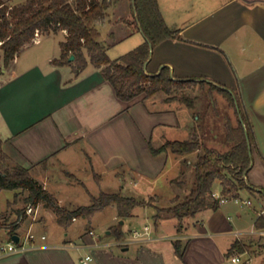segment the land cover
<instances>
[{
	"label": "crops",
	"instance_id": "obj_1",
	"mask_svg": "<svg viewBox=\"0 0 264 264\" xmlns=\"http://www.w3.org/2000/svg\"><path fill=\"white\" fill-rule=\"evenodd\" d=\"M109 2L106 18L97 27L99 41L110 58L116 59L145 42L146 36L127 22L136 16L133 0ZM158 4L166 23L179 29L181 38L156 45L146 72L154 75L168 66L176 78L204 80L208 86L241 94L259 149L253 148V164L245 175L256 192L244 189L238 199L185 218L181 232L177 218L173 232L164 228L170 217L162 218L154 222L145 239L128 237L123 226L122 240L112 229L101 236L91 227L78 240L68 238L69 231L62 235L42 232L26 249L1 256L0 264H82L86 254L92 255L91 264H227L233 256L248 253L227 257L234 241L250 243L264 233L255 225L259 215H264L260 194L264 192V0H158ZM36 38L9 66H4L0 51V143L10 166L28 168L62 205L55 193L60 189L52 183L61 178L74 182L70 176L82 183L80 176L89 166L98 178L112 174L126 181L129 176L138 185L136 176L156 178L168 166L170 156L172 160L183 156L170 149L155 155L150 145L158 148L167 140H190L198 134L196 106L201 101L204 107L205 98L195 96V106L190 107L179 97L168 99L181 91L161 90L123 101L105 79L102 67L91 63L88 55L89 63L79 73L71 64L54 62L61 56L66 30L38 32ZM201 153L202 148L191 152L190 163H196ZM76 159L80 163L74 169ZM179 161L172 167H180ZM179 172L167 179L176 185L174 200L185 184L184 179H177ZM221 191L218 181L214 192ZM9 201L1 214L11 210L14 203L9 207ZM109 206L116 210L114 218L120 219L116 204ZM135 211L129 218L140 216ZM46 221L34 222L33 227ZM177 239L182 257L175 250Z\"/></svg>",
	"mask_w": 264,
	"mask_h": 264
},
{
	"label": "trees",
	"instance_id": "obj_2",
	"mask_svg": "<svg viewBox=\"0 0 264 264\" xmlns=\"http://www.w3.org/2000/svg\"><path fill=\"white\" fill-rule=\"evenodd\" d=\"M136 16L127 20L136 30H142L146 41L133 50L116 59L110 58L105 46L99 41L100 31L97 24L106 18L109 0H27L24 3L8 4L0 0V51L4 59V66H9L16 55L31 43L37 32H56L66 30L67 39L61 42L62 53L54 62L57 65L71 64L75 73L84 69L89 61L102 67L106 80L110 81L116 89L118 97L123 101H132L141 94L150 96L158 91L167 93L180 92L170 95L168 99L179 97L188 106H195V97L184 92L194 85L204 87V80L192 78H176L170 68L164 66L159 73L150 75L146 72L145 65L152 49L169 38H181L180 30L171 28L165 21L158 4V0H133ZM74 55V60L70 56ZM218 90L234 109L237 124L226 118L225 140L229 148L221 151L217 148L206 146L197 134L190 140H167L158 148L150 145L151 152L155 155L172 150L184 154L203 149L195 163L194 187L180 201L177 196L174 204L167 208H160L148 200H139L134 196H126L120 192L101 191L98 195L91 194V203L69 208L59 204L55 196L44 185L34 178L29 169L7 163V155L0 143V189L23 190L27 194L23 198L28 204H43L55 214L57 222L68 227L74 219L79 217L91 218L96 212L106 206L116 204L120 219L130 217L136 207L153 206L156 208L154 219L162 217H176L179 220L178 232L182 231L184 219L195 216L199 211L211 208L217 209L221 203L213 197L216 181L222 185L221 195L228 199H237L244 189L251 193L256 192L254 186L248 184L245 175L248 174L253 164V148L258 149L256 135L249 113L245 107L241 94L231 92L214 84H209V90ZM213 105L216 100L212 96ZM212 103V102H211ZM212 105V104H211ZM198 115V122L203 121L208 125L207 115ZM198 129L201 125L198 124ZM179 182V180H174ZM264 196V192L260 193ZM17 199V194L14 196ZM14 201H9L10 207ZM25 207L18 210V220L7 225L12 236L19 228L18 221ZM162 213L166 215L163 216ZM255 225L264 229V215L257 218ZM113 234L118 240L125 237L122 229L113 228ZM176 253L183 256L180 240L174 242ZM261 247H264L262 245ZM253 245L241 240L233 242L227 251V257L234 253L253 252Z\"/></svg>",
	"mask_w": 264,
	"mask_h": 264
},
{
	"label": "rangeland",
	"instance_id": "obj_3",
	"mask_svg": "<svg viewBox=\"0 0 264 264\" xmlns=\"http://www.w3.org/2000/svg\"><path fill=\"white\" fill-rule=\"evenodd\" d=\"M8 4L13 3H24L27 0H5ZM188 94L195 97L200 95L205 98L206 102L203 107L202 102H199V105L196 106L197 114L206 115L210 117V125H206L203 121L198 122L201 125L198 129L199 139L208 147H215L221 151H224L229 148V143L225 140L226 118H230L233 124H237L238 119L235 116L234 109L230 107L223 98V95L216 89L212 91L209 90V86L205 85L204 87L200 85H194L188 89ZM213 96L216 100V107L214 108L211 103ZM208 100V102H207ZM203 101V100H202ZM197 128H199L197 126ZM203 152V149H202ZM179 154V153H176ZM193 154L184 153L183 156L177 155L175 159L179 158L180 167H172L173 157L170 156L168 166L165 168L163 173L156 178H144L136 176L138 185H134L132 179L128 176L126 181H121L116 178L114 175H104L101 178H98L95 172H92L91 166L87 167L88 172H82L80 178L82 183L76 182L78 179L75 176H70L72 181H67L65 178H61L58 182L52 183V187L55 189H60L59 191L55 190V193L59 199L62 201V205H65L69 208L78 207L81 205H88L91 203V194L98 195L101 191L106 192H121L123 195L135 196L139 200H148L153 202L156 206L160 208H167L174 204V192L176 185L170 183L167 179L170 175H175L179 172L177 179H184L185 184L179 189V200H185L188 193L194 187L195 183V162L190 163L189 159ZM79 160L76 159L73 168L79 165ZM178 164V163H177ZM97 171V170H96ZM185 171V172H184ZM215 185L218 186V181L215 182ZM180 187V186H179ZM17 194V199L14 195ZM27 192L21 189L19 190H0V244L6 243L11 239L9 234V229L7 225L18 220V210L25 207L26 204L23 201V198L26 196ZM11 199L14 201V205L11 206V210L1 214L4 209L5 202ZM59 204L60 201H58ZM136 213H140V216L131 219L129 217L122 219H115V209L112 206H106L104 209L96 212L91 218L79 217L77 221H73L68 227H60L56 222L55 214L52 210L47 209L43 204H41L40 212L38 215L37 221H46L44 224L37 223L32 228V231L36 236L42 232L47 235H51L57 232H60V235L69 231L70 235L68 238L78 240L79 235L89 230L91 227L94 228L95 233L101 236H107L108 231L113 228L120 229L121 226L126 227V235L131 237L133 229H138L144 231L145 225L149 227H154V214L156 213V208L153 206H144L136 207ZM165 216V213H162ZM168 218V217H162ZM161 218V219H162ZM169 221L165 223V231L173 232L174 231V222H177L176 217H170ZM33 221L32 216L26 217L23 221H18L19 230L16 231V234L25 238L27 229L31 222ZM121 221L125 222L122 224ZM115 226L112 227V225ZM252 242V243H251ZM250 243L253 245V252L245 253L241 257L239 264H264V233H259L256 238L252 239ZM227 264H235L231 260ZM238 264V263H236Z\"/></svg>",
	"mask_w": 264,
	"mask_h": 264
},
{
	"label": "built area",
	"instance_id": "obj_4",
	"mask_svg": "<svg viewBox=\"0 0 264 264\" xmlns=\"http://www.w3.org/2000/svg\"><path fill=\"white\" fill-rule=\"evenodd\" d=\"M36 40H37V38L35 37L33 39V41H36ZM0 44H1V42H0ZM212 195L215 199H219L221 204L228 201V199L224 198L221 194H219L217 192L213 191ZM245 202L248 204V203H250V200H246ZM40 207H41V204H38V205L28 204L26 206L24 213L21 214V216L19 217V221H23L28 216H32L33 221L31 222V224L29 225V227L27 229L25 238L23 239L22 236L19 235L20 236L19 241L15 242V241H13L12 236H11V239L9 241H7L6 243H1L0 244V257L3 255H6V254L12 253V252L24 250L31 243V241L35 240L36 235L32 231V228H33L34 222L38 218V215L40 212ZM131 232H132L134 238H136V239H143L144 238L145 239V238L150 236V227L148 225H145L144 231H140V230L135 228V229L131 230ZM90 233L94 234V231H90ZM43 238H45L44 235H43ZM92 259H93V257L91 254H86L84 256V258L81 260V262H82V264H91ZM232 261L235 263H238L241 261V258H240V256H233Z\"/></svg>",
	"mask_w": 264,
	"mask_h": 264
},
{
	"label": "water",
	"instance_id": "obj_5",
	"mask_svg": "<svg viewBox=\"0 0 264 264\" xmlns=\"http://www.w3.org/2000/svg\"><path fill=\"white\" fill-rule=\"evenodd\" d=\"M74 58H75V56L72 54V55L70 56V60H74ZM146 63H147V62H146ZM121 223H123V221H121ZM12 239H13V241L18 242L19 239H20V236H19L18 234H13V235H12Z\"/></svg>",
	"mask_w": 264,
	"mask_h": 264
}]
</instances>
